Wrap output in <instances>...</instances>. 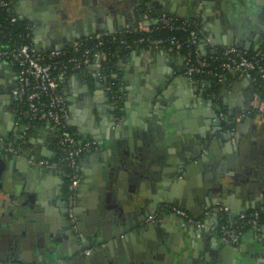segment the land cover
<instances>
[{"label": "crops", "instance_id": "obj_1", "mask_svg": "<svg viewBox=\"0 0 264 264\" xmlns=\"http://www.w3.org/2000/svg\"><path fill=\"white\" fill-rule=\"evenodd\" d=\"M12 1L14 13L34 25V43L38 41L40 45H35L44 50L63 48L101 31L137 28V0H74L82 14L62 27L53 26L54 14L61 20L68 10L49 12L43 2H36L39 13L49 20L43 26L30 12L32 0ZM107 1L119 5L111 11L104 6ZM148 5L195 26L202 35L203 53L232 45L264 47V0H148ZM88 72L71 76L63 87L73 131L79 140H95L100 146L80 160L78 230L72 232L66 221L63 175L41 173L27 162L32 157H57L56 130L39 123L25 132L26 114L19 109L15 72L0 65V236L13 226L7 205L12 203L24 206V213L37 221L36 229L49 237L48 242L41 238L43 249L36 250L31 242L35 230L27 226L33 218H26L18 257L29 264H54L51 255L56 256V264H73L78 252L90 246L125 259L131 246L145 251L144 245L153 247L162 241L172 245L169 250L182 252L185 244L190 257L196 252L206 259H223L228 243L218 233L213 208L227 206L237 215L264 207V111H255L254 85L230 73L220 90V106L206 93L205 82L187 79L181 54L123 52L115 72L124 91L118 117L97 78V68ZM161 92L166 94L159 106L152 100ZM222 108L229 125L220 129ZM13 145L21 148L17 157L5 150ZM194 160L196 165L179 178L169 169L178 167L177 161L190 165ZM132 182L139 185L140 212L123 208ZM163 207L183 209L205 226H186ZM185 227L193 229V237L181 235ZM52 241L59 242L53 249ZM242 245L236 256L249 264H264L263 236L245 233Z\"/></svg>", "mask_w": 264, "mask_h": 264}, {"label": "built area", "instance_id": "obj_2", "mask_svg": "<svg viewBox=\"0 0 264 264\" xmlns=\"http://www.w3.org/2000/svg\"><path fill=\"white\" fill-rule=\"evenodd\" d=\"M138 1L142 15L136 17L137 28L148 35L167 31L172 35L152 38L142 37L129 42L127 35L131 29H118L94 33L87 38L72 41L61 48L40 49L33 40L34 25L20 19L15 13L12 0H0V65L13 69L16 78V97L19 106L26 108L27 132L34 123H43L53 127L57 133L58 155L54 159L33 158L32 167L65 174L67 178L66 205L68 218L75 231L79 191L82 184L80 160L90 151H98L95 140H79L72 128V116L63 93V87L75 74H88L90 67L97 68V78L106 87L115 115L120 116L124 107V94L121 84L117 85L116 71L109 70L112 53L107 51L105 40L118 39L120 47L134 51L143 49L147 52L179 53L184 62V74L191 82H206L208 79L224 81L227 75L235 73L254 84L264 81V47L250 49L241 45L227 48H212L208 53L200 49L201 33L187 21L172 14L157 13L152 15L151 8L144 9ZM178 34H186L182 39ZM137 48H134V47ZM201 77L202 80H198ZM255 111H264V100L256 93ZM227 119L223 110L219 113L220 123ZM223 127H221L222 129ZM7 153L14 156L21 154V148L6 146ZM187 224L204 227L198 218L191 217L185 210L172 209ZM217 216V230L221 238L230 245L239 247L245 233L255 230L264 237V207L255 211H244L233 215L227 206L218 205L211 211ZM93 249L85 250L87 255Z\"/></svg>", "mask_w": 264, "mask_h": 264}, {"label": "water", "instance_id": "obj_3", "mask_svg": "<svg viewBox=\"0 0 264 264\" xmlns=\"http://www.w3.org/2000/svg\"><path fill=\"white\" fill-rule=\"evenodd\" d=\"M33 4L31 2V6H29L30 8V12L32 15H35L34 17L38 18V20H40V22L43 24V26H46L48 24L47 20V16L44 15V17L39 13V11L37 10V7L35 5H37V3L39 1L43 2L44 4V8L46 10H48L50 12V9H55L56 11L60 12V10L58 8H62L63 10H68V14L66 16H62L61 20L60 18H58L57 14H54V17L56 19V21L54 22L53 26L56 27H62V26H66L67 24H69V22H71L72 20H74L77 16L82 14V11L80 9L79 4L77 3L78 1H74V0H67L66 2L63 3V1L65 0H32ZM140 0H137V2ZM37 2V3H36ZM45 11V10H44ZM48 12V14H49ZM63 12V11H62ZM52 34H54V30L51 31ZM53 36V35H52ZM55 37V36H53ZM36 44L40 45V43L38 41H35ZM37 45V46H38ZM51 45V44H50ZM40 49H43L44 46H38ZM58 48V47H55ZM249 82V81H248ZM250 83V82H249ZM122 92L124 93L123 89ZM162 93V92H161ZM166 93H162L159 94L158 96H156L155 99L152 100L153 103H159L160 106V101L163 99V96ZM162 106V105H161ZM169 107V105H166V109ZM165 109L160 110L161 112H164ZM115 112V109H114ZM123 112V110L120 112ZM218 121L220 122V120L218 119ZM218 122V123H219ZM221 129V127H220ZM100 150V149H99ZM98 150V151H99ZM95 151H90L89 153H92ZM30 159H33L30 158ZM29 161V158H27V162ZM196 161L194 160L190 165H185L182 162H178L177 164L179 165L178 167H169L170 170H174L177 173V178H179L180 174L182 175H186V173L190 170V167L193 165H196ZM29 164V162H28ZM29 166H31L29 164ZM35 168V167H33ZM37 170H40L38 168H35ZM168 169H166L165 172H169L167 171ZM46 170H42L41 169V173H45ZM48 173V172H47ZM49 173L54 174L55 172L53 171H49ZM146 184H150V182H147ZM139 185L137 182H132V184H130L128 191L129 194L126 198V202L128 203L127 205H125L123 208L126 210L127 207H131V208H135V210H139L140 212V207L142 206V200H141V196H140V190L138 189ZM199 193V192H198ZM9 207V211L11 212V216H12V228L11 229H6L5 231H3L4 235L0 236L1 240H0V250L2 251V254H0V264H16V262H12L11 259H14V257L17 255H20V250H19V245L22 244V239L21 237H23L24 235H26V233L24 232L25 230V222H26V218H33L31 217V215H26V211H24V206L22 205H15V204H7ZM24 205H26V207L29 205L28 203H25ZM135 205V206H132ZM31 207V206H30ZM163 210L166 211V208L163 207ZM19 215H22L19 216ZM174 217L179 219L180 222H182L183 224H187L185 222L184 219H182L181 217H179L177 214H174ZM99 219V218H98ZM67 223L70 225L72 232L74 230V228L71 226V222L67 221ZM19 224V226H18ZM36 224L37 221L35 220V218H33L32 220V225L27 224L28 226V230H30L33 226L34 230H35V237L31 240V242H33V244H35V248L36 250H41L43 249V245L45 240L48 242L49 237L45 234H42L39 229H36ZM96 224L98 225V222H96ZM101 225H103V222L101 223ZM187 226V225H186ZM150 228V226H149ZM148 228V230H149ZM189 228L185 227L184 230L182 231L181 235L182 236H187L188 234L191 235L193 237L192 231L193 229H189V232H187ZM23 231V232H22ZM195 231V229H194ZM33 232V231H32ZM197 232V231H196ZM252 233H255V230L251 231ZM199 233V232H197ZM5 234L7 236H5ZM45 237V240L42 241L41 238ZM35 242V243H34ZM53 245L51 246V249L54 248V245H58L59 242L58 241H52ZM85 245L84 248L86 247V245L88 246V241L85 240ZM144 243V242H143ZM65 244V243H63ZM145 251L141 248V250H139L138 248L136 249L134 246L130 247V254L126 256L125 259H122L120 257L116 258L115 255H113V253H110V255L108 253H106L107 255H104L102 253L99 252H95L93 255V260H87L85 262V264H198V258L200 257L199 253H192L191 257H189V247H187L185 244L183 246V253L182 251H174V250H169L168 247L172 246L170 243H166L165 241H162L160 243H157V246L154 245L152 246H147L144 245ZM91 248H94L95 250H98L97 248L90 246ZM243 245L241 244L239 247H235L233 245L227 244L226 245V249H225V258L229 259L232 256H236V254H238L240 251H243ZM82 248V246H81ZM109 251V250H107ZM54 256V255H51ZM104 257L101 258L100 261V257ZM56 257V256H55ZM90 258V259H92ZM18 264H27L25 261L20 260L17 262Z\"/></svg>", "mask_w": 264, "mask_h": 264}, {"label": "trees", "instance_id": "obj_4", "mask_svg": "<svg viewBox=\"0 0 264 264\" xmlns=\"http://www.w3.org/2000/svg\"><path fill=\"white\" fill-rule=\"evenodd\" d=\"M142 1L144 4H142L141 6H143L144 9L148 8L149 7L147 6L148 4V0H140ZM150 10V9H149ZM151 13L152 15L156 16L157 15V12H155L154 10L151 9ZM142 11L141 9L139 8L137 10V16L138 18L141 17L142 15ZM193 28H196L195 26H193ZM169 35H172V33H169L167 31H163V32H159V33H154L152 35H148L142 31H139V30H134L132 31L130 34L127 35V40L129 42L133 41V40H137V39H140L142 37H152V38H159V37H166V36H169ZM180 38L182 39H185L186 38V34H178ZM107 51L111 52L112 53V56L111 57V61L109 63V70L110 71H116V61L117 59L119 58V56L123 53V52H129V50H126L122 47H120V44H119V37L118 39H114L113 41H109L108 39L105 40V47H104ZM134 48H137L136 46ZM228 76V75H227ZM226 76V77H227ZM198 80H202L201 77H198ZM206 93L208 95H210L212 98H214V100L220 105H221V102H220V90L221 88L223 87L224 85V81H221V80H217V79H208L206 80ZM117 85H120V81L117 80L116 81ZM254 87H255V90H256V93L259 95V97L261 99L264 100V81L261 80V79H258V81L256 83L253 84ZM20 108V112L25 115L26 113V108L23 106V105H20L19 106ZM223 110V108H222ZM225 113H226V109H224ZM26 120L27 118L25 119V123H26ZM35 124H39V123H34ZM42 124V123H41ZM222 127L223 128H227L229 123H228V120H225V121H222L221 123ZM14 147H16L15 145H13ZM63 177L65 179V182H66V187H67V178L65 177V174H63Z\"/></svg>", "mask_w": 264, "mask_h": 264}, {"label": "flooded vegetation", "instance_id": "obj_5", "mask_svg": "<svg viewBox=\"0 0 264 264\" xmlns=\"http://www.w3.org/2000/svg\"><path fill=\"white\" fill-rule=\"evenodd\" d=\"M108 2V1H107ZM109 3V2H108ZM104 5V4H103ZM118 5H119V3L118 2H115V1H112L111 3H109V4H106V5H104L106 8H110L111 9V11H114L117 7H118ZM174 207H170V208H167L166 210L168 211H172L173 212V209ZM177 208V207H176ZM68 210H67V205H66V221H69L70 222V220H69V218H68V212H67ZM174 213V212H173ZM175 214V213H174ZM7 221H9L10 222V219L8 220V219H6ZM76 223H77V225H78V218L76 219ZM71 224V223H70ZM188 225V224H187ZM72 226V225H71ZM2 235H4V233H2ZM0 240H1V238H0ZM22 248V247H21ZM20 248V249H21ZM91 248V247H90ZM86 249H89V248H85V249H83V251L81 252H78V257H76L75 259H73V264H85V262L87 261V260H93V255H94V253L96 252V251H98V250H95L94 248H92L93 249V251H92V253L90 254V255H87L86 253H85V250ZM171 250H173V248L171 247ZM174 251H176L177 252V250H174ZM0 253H2V251L0 250ZM183 253V252H182ZM104 255H107V254H105L104 253ZM189 257H190V255H189ZM23 258V257H22ZM55 256H52V263H54V264H56V260H55ZM90 258H92V259H90ZM101 258H104V257H100V261H101ZM12 260V262L14 263V262H16V264H18L17 262L18 261H20V260H23V259H21V258H19L17 255L14 257V259H11ZM198 264H249L248 262H246V261H244V260H242V259H240L239 257H238V255L237 256H232L231 258H229V259H227V258H225V257H223V259H220V258H212V259H206V258H203V257H201V255H200V257L198 258ZM23 261H25L26 262V260H23ZM60 262V261H59ZM59 262H58V264H59ZM70 262V261H69ZM72 262H70V263H72ZM102 262V261H101ZM27 263V262H26ZM27 264H29V263H27ZM69 264V263H68Z\"/></svg>", "mask_w": 264, "mask_h": 264}]
</instances>
